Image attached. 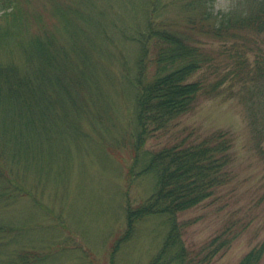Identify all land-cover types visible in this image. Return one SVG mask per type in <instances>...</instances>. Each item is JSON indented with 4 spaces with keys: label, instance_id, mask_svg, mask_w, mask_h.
Masks as SVG:
<instances>
[{
    "label": "trees",
    "instance_id": "trees-1",
    "mask_svg": "<svg viewBox=\"0 0 264 264\" xmlns=\"http://www.w3.org/2000/svg\"><path fill=\"white\" fill-rule=\"evenodd\" d=\"M135 1L133 22L119 26L109 18L108 23L102 20L119 12L116 0H45L37 10L31 8L32 0H0V207L21 192L27 194L24 175L49 161L53 142L65 139L126 148L128 187L133 174L153 176L154 184L138 206L128 203L125 232L113 244L110 264L120 244L133 237L137 223L151 217L161 220L163 235L148 264H208L228 243L213 248L212 241L197 252L187 251L184 223H178L177 216L230 180L232 138L219 131L198 143L145 148L154 131L192 110L205 90L202 83L188 80L206 58L187 34L173 30L163 16L180 2L189 29L198 23L206 35L234 38L264 33V5L246 19L233 18L217 26L206 16L203 0ZM129 4L119 2L120 11ZM115 38L135 48L132 73L126 70L121 49H113L115 56L105 51V46L114 47ZM114 58L123 66L133 108L127 134L115 137L113 131L110 138L112 105L99 82L111 78L109 64ZM239 67L240 81L244 86L251 83L249 90L243 88L250 95L251 117L264 124V57L253 70L242 62ZM217 88L211 85L208 93H217ZM14 234V227L0 220V264H40L49 256L22 246L12 249ZM263 253L264 242L237 264H260Z\"/></svg>",
    "mask_w": 264,
    "mask_h": 264
},
{
    "label": "rangeland",
    "instance_id": "rangeland-1",
    "mask_svg": "<svg viewBox=\"0 0 264 264\" xmlns=\"http://www.w3.org/2000/svg\"><path fill=\"white\" fill-rule=\"evenodd\" d=\"M119 2H130V7L121 12ZM43 3L45 0H32L31 8L37 10ZM176 4L163 17L173 30L187 34L192 39L190 43L206 58L188 80L202 83L205 90L192 110L165 129L154 131L145 148L159 150L181 142L198 143L219 131L230 135V180L200 205L181 212L177 222L184 223L182 239L187 251L197 252L212 241L213 248H217L225 241L227 247L219 250L208 264H237L264 242V124L254 121L249 112L252 105L247 89L251 83L247 81L244 86L242 75H237L239 63H246L253 70L264 57V33L212 37L201 32L198 23L189 29L187 11L182 3ZM115 6L119 12H110L102 20L108 23L109 18L119 26L131 24L130 14L135 15L138 10L136 1L116 0ZM44 17H48L46 13ZM46 22L49 24L50 19ZM112 45L105 46V51L115 56L113 49H121L129 66L126 70L132 73L134 46L116 38ZM109 68L111 78L99 83L112 105L114 128L109 137L114 132L115 137H121L131 127L133 94L122 78L124 69L116 58ZM211 85H217V93H208ZM247 86L245 92L243 88ZM252 98L256 99V95ZM117 148L65 139L51 143L49 161L24 175L27 194L21 192L0 207V220L16 231L12 249L22 246L49 255L40 264H110L113 244L125 232L128 203L138 206L148 198L154 184L153 176L133 174L128 187L125 174L130 154L126 148ZM160 221L151 217L138 222L133 237L114 252V264H148L162 240ZM260 264H264V253Z\"/></svg>",
    "mask_w": 264,
    "mask_h": 264
},
{
    "label": "clouds",
    "instance_id": "clouds-1",
    "mask_svg": "<svg viewBox=\"0 0 264 264\" xmlns=\"http://www.w3.org/2000/svg\"><path fill=\"white\" fill-rule=\"evenodd\" d=\"M264 5V0H203L206 16L212 18L216 25L233 19H246Z\"/></svg>",
    "mask_w": 264,
    "mask_h": 264
}]
</instances>
